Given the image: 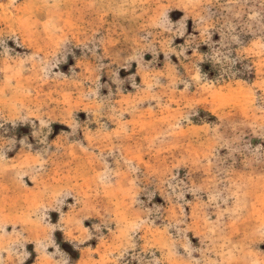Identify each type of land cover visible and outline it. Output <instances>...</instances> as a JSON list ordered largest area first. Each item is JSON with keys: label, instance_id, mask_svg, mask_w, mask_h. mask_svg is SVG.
Segmentation results:
<instances>
[{"label": "rangeland", "instance_id": "374dc122", "mask_svg": "<svg viewBox=\"0 0 264 264\" xmlns=\"http://www.w3.org/2000/svg\"><path fill=\"white\" fill-rule=\"evenodd\" d=\"M0 264H264V0H0Z\"/></svg>", "mask_w": 264, "mask_h": 264}, {"label": "water", "instance_id": "95a60500", "mask_svg": "<svg viewBox=\"0 0 264 264\" xmlns=\"http://www.w3.org/2000/svg\"><path fill=\"white\" fill-rule=\"evenodd\" d=\"M63 249H64L65 251H67L68 253H72V248H71L70 246H68V245H64V246H63Z\"/></svg>", "mask_w": 264, "mask_h": 264}]
</instances>
